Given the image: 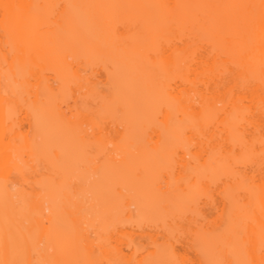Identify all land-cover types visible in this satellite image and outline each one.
Returning <instances> with one entry per match:
<instances>
[{"label": "bare ground", "instance_id": "obj_1", "mask_svg": "<svg viewBox=\"0 0 264 264\" xmlns=\"http://www.w3.org/2000/svg\"><path fill=\"white\" fill-rule=\"evenodd\" d=\"M118 225L109 264H264V0H0V264Z\"/></svg>", "mask_w": 264, "mask_h": 264}, {"label": "rangeland", "instance_id": "obj_2", "mask_svg": "<svg viewBox=\"0 0 264 264\" xmlns=\"http://www.w3.org/2000/svg\"><path fill=\"white\" fill-rule=\"evenodd\" d=\"M104 239L105 240L103 241V238H101V240L104 242L103 244H101V246L103 245L101 247L103 249H101L100 246L98 247V249L100 248L99 252H97V256H98V260H99V262L98 261L97 262L99 264H106V263L109 264V262H107L106 260H108L110 258L109 257L107 258L106 255H108L107 252H110V251H112L114 253L120 251V254L122 253V256H125L127 259L128 257H130L133 254V251H134L135 246H136V244H135V239H136L135 232H134V230H132V228H130L129 226H126V225H118L114 230L107 233L104 236ZM107 242H109V243H107ZM105 243H107V245H105ZM183 246L184 245H180V244H178V246H177L179 249L178 257L180 256L179 260L180 259L186 260L188 258H191V256H192V253L190 252L191 250H188V249L184 248ZM103 251H105V253H103ZM111 253L108 256H111ZM114 253H112V255ZM95 264H97V263H95Z\"/></svg>", "mask_w": 264, "mask_h": 264}]
</instances>
